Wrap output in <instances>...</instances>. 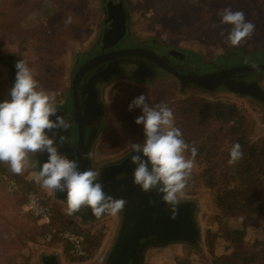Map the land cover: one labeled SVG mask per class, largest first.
Segmentation results:
<instances>
[{
    "label": "water",
    "instance_id": "obj_1",
    "mask_svg": "<svg viewBox=\"0 0 264 264\" xmlns=\"http://www.w3.org/2000/svg\"><path fill=\"white\" fill-rule=\"evenodd\" d=\"M127 1L100 0L104 9L100 33L87 50L79 53L80 56H87L90 48L99 41L101 50L82 63L79 61L76 69L70 65L72 74L68 77L64 95L67 96L72 89V117L69 122L74 124L76 146L69 151L66 142L62 145V155H67L70 159L76 158L80 170L97 171L98 179L104 185L103 190L115 198L126 200L124 210L115 215L116 226L99 261L95 264H149L153 255L177 246L184 247L204 259L206 250L202 209L196 196L184 198L178 196L179 205L173 219L160 195L155 191L145 193L133 184L131 173L135 165L130 163L129 150L116 156H106L101 164L92 158L100 140L114 127L112 120L105 119L111 108L109 91L114 84L121 81L146 87H151L156 82L172 81L176 83L177 91L180 93L193 90L209 95L217 93L233 95L257 104L264 113V61L251 59L201 71L202 63L207 67L209 63L219 58H227L234 48L240 46L229 45L226 49L207 54L170 45L161 38L139 40H151L162 45L173 56L178 55L184 60V64L181 69H177L174 63L164 58L165 52L162 57L142 46L132 44L128 46L130 38L125 36L127 32L129 37L132 34L129 30L130 12ZM119 41L125 44L111 49ZM185 51L190 53L189 57L197 56L196 61L186 60L183 55ZM77 59L78 56L74 54L75 63ZM57 106V114L68 121L65 112L59 110L58 103ZM54 131L59 136L60 130ZM64 135H70V131ZM85 152L90 154L89 158L81 159V154ZM46 159V153L32 155L30 160L32 168L37 171L38 168L33 166L35 161L38 160L42 164ZM54 195L57 200L66 204L64 201L66 192H54ZM85 213V215L75 213L73 216L82 223H94L110 217L105 214L96 218L90 210H86ZM60 253L59 248H55L53 252H45L41 255L40 264H65Z\"/></svg>",
    "mask_w": 264,
    "mask_h": 264
},
{
    "label": "trees",
    "instance_id": "obj_2",
    "mask_svg": "<svg viewBox=\"0 0 264 264\" xmlns=\"http://www.w3.org/2000/svg\"><path fill=\"white\" fill-rule=\"evenodd\" d=\"M60 1L75 9L73 3L77 0ZM184 1L186 0H136V6L140 16H144L148 7H152L154 12L149 20L161 29L167 28L174 37L189 39L191 35L195 37L201 31L206 24L202 23V18L206 16L212 3L218 0H197L195 13L182 10ZM26 2L33 1L0 0V22L8 29L6 33L22 31L21 25L16 22L15 11ZM220 8L219 12H222L225 4L223 6L220 2ZM219 12L214 13L212 26L227 34L231 26L219 23ZM194 16L196 21L192 19ZM51 17L54 19L51 23L42 20L29 31L32 35L38 34L33 36L36 41L41 38L42 30L53 22L58 34L70 28L77 32L78 28L87 24L78 10L71 16L70 25H66V17L59 14H52ZM236 55L241 56L240 58L251 56H243L239 48H234L227 58ZM169 105L175 113V126L182 131L183 139L189 145L185 155L190 156L191 146L198 148L186 189L205 188L214 210L207 217L212 226L205 228L207 258L200 259L186 252H177L171 254L163 264H264V132L254 135L256 128L251 114L228 100L211 101L191 94ZM237 142L241 145L243 158L230 165L229 149ZM10 179L15 182V189H7L6 183ZM35 189L33 181L26 179L23 174H13L8 164L0 163V236L1 243L5 245L3 247L14 251L11 264H21L22 256H19V251L28 242H37L52 228L57 231L69 228L55 211L47 224L41 223L27 210L19 213L28 192L37 193ZM41 200L47 203L43 198ZM82 234L85 237L86 255L82 258L74 257L78 261L91 257L101 240L100 233ZM58 238L56 234L52 237L53 240ZM65 244L69 252V245Z\"/></svg>",
    "mask_w": 264,
    "mask_h": 264
},
{
    "label": "rangeland",
    "instance_id": "obj_3",
    "mask_svg": "<svg viewBox=\"0 0 264 264\" xmlns=\"http://www.w3.org/2000/svg\"><path fill=\"white\" fill-rule=\"evenodd\" d=\"M31 1V0H30ZM33 2H26L23 6L19 7L15 11V19L21 25L22 31L19 33L11 34L6 33V29L3 26V22H0V100L6 98L8 90L12 86L14 80L11 79V70L8 64L4 61L7 58L13 56L18 59H23L27 62L29 68L32 70L35 79L39 83V87L48 91L50 94H55L56 104L60 103L65 95V88L67 86L68 77L72 74L70 65H77L74 62L75 56H80V51L87 50L98 37L101 29V23L104 18V9L101 6L100 0H77L73 4L75 9L69 8L63 5L60 0H32ZM149 1V0H148ZM220 2L225 8L243 11L247 21L252 22L255 25V29L252 35L241 42L239 50L243 56L257 54L260 51H264V0H218L212 3L208 8L207 14L202 18L203 25L201 31L195 37L189 39L177 38L170 35L167 28L161 29L158 25L149 20L153 14V8L148 7L144 12V16H140L136 0H128L127 4L130 12V25L129 30L132 34L131 37L137 41L144 38H161L170 45L180 46L197 50L207 54H213L217 51L226 49L229 44H226L225 37L221 36V31L215 29L212 25V17L214 13L219 12ZM241 4H239V3ZM197 0H186L181 5L182 10L185 12L195 13L197 9ZM232 5V6H231ZM224 8V9H225ZM78 10L81 17L87 20L85 27L78 28V31H74L72 28L67 29L65 32L58 34V30L52 24L46 26V29L42 30L41 38L36 41L35 37L38 34L32 35L29 32L35 25L39 24L42 20H46L51 23L55 16L59 14L62 17L72 16L74 11ZM195 19L196 16L192 17ZM15 23V21H14ZM47 24V23H46ZM183 30V28H182ZM194 30V29H191ZM223 31V30H222ZM64 36V37H59ZM261 48H263L261 50ZM186 54H190L185 51ZM79 54V55H78ZM73 63L71 64V62ZM145 94L146 100L150 105L158 103H165L170 106L179 99H183L188 95L195 94L204 97L208 100H228L237 108L246 109L252 116L255 123L254 135L264 132V113L260 107L240 97L233 95L217 93L209 95L199 91H186L180 93L177 91V85L172 81L156 82L151 87H146L140 84H133L131 82H118L114 84L109 91L110 109L105 119L113 121V128L100 140L98 149L95 148L96 154H92V158L101 164V161L106 159V156H116L124 151L129 150L127 144L129 141L143 142V126L137 125L134 120L136 116L141 114L140 108H133L128 110L129 103L138 95ZM173 111V110H172ZM175 115V113H174ZM175 120V116H174ZM176 122V120H175ZM33 154H29V163L25 165L23 176L33 181V174L36 172L32 168L30 162ZM7 180V189H15L16 184L10 186ZM14 182V181H13ZM15 183V182H14ZM15 186V187H14ZM35 190L39 194L40 198L44 199L51 207V213L54 211L60 214L61 218L66 221L67 230H72L82 233L101 234V240L96 252L86 260H75L67 250V246L62 239L47 241L44 237L37 240V242H28L25 247L19 251V256H22L21 264H40L41 255L45 252H53L55 248L61 250L60 256L65 264H95L99 261L101 254L103 253L105 246L108 242L109 236L116 226L117 217L110 215L108 219H101L94 223H82L79 219L66 214L67 205L54 195V192L45 190L34 183ZM180 197H193L196 196L198 204L202 209V224L205 234V228L211 227V223L207 220L208 215L213 212L208 191L199 187L185 188ZM26 211L25 205L21 208V212ZM0 236V264H11L12 254L14 251L11 248H4L1 243ZM205 243L207 258V247ZM177 252H186L195 258H199L196 254L184 247L177 246L167 249L163 252H159L151 257L149 264H163L166 263L171 254ZM201 259V258H200Z\"/></svg>",
    "mask_w": 264,
    "mask_h": 264
},
{
    "label": "clouds",
    "instance_id": "obj_4",
    "mask_svg": "<svg viewBox=\"0 0 264 264\" xmlns=\"http://www.w3.org/2000/svg\"><path fill=\"white\" fill-rule=\"evenodd\" d=\"M219 23L230 25L225 43L232 47L250 37L255 25L247 21L243 11L225 8L218 13ZM64 23L70 25L72 17ZM221 36L224 32L221 31ZM12 86L6 98L0 100V163L10 166L13 174L22 175L29 163V154L46 153L47 159L41 164H33L38 170L33 174V182L52 192H66V214L90 210L99 218L108 214L121 213L126 205L124 198H115L103 189L98 179L99 173L92 169L80 170L76 158L62 155L59 147L67 142L63 134L70 128V122L58 115L55 94L39 87L27 62L18 59ZM140 108L141 114L134 122L143 126V142H128L132 182L141 191H155L167 206L171 218H175L178 196L187 186L198 155V148L190 147L183 139L182 131L175 126L174 113L165 103L150 105L145 94L135 97L128 110ZM50 117H55L51 119ZM59 129V136L54 130ZM51 133V134H50ZM89 153L81 154V159L89 158ZM146 158V159H145ZM243 158L241 145L234 143L229 149L228 163L236 164Z\"/></svg>",
    "mask_w": 264,
    "mask_h": 264
},
{
    "label": "flooded vegetation",
    "instance_id": "obj_5",
    "mask_svg": "<svg viewBox=\"0 0 264 264\" xmlns=\"http://www.w3.org/2000/svg\"><path fill=\"white\" fill-rule=\"evenodd\" d=\"M128 33V32H127ZM126 33V36L130 42L128 43V46H130L129 44H132V45H138V46H142L144 48H148L150 50H153L155 53H157L158 55L162 56L163 57V54L164 55V58L165 59H168L170 60L172 63H174L176 65V68L177 69H181L183 64H184V60L179 58L178 55L176 56H173L171 53H169V51L165 50L166 48H164L162 45H158L157 43H154L153 41H135L131 36L129 37V34ZM123 40V39H122ZM125 44V43H124ZM122 43V41H119L117 42L111 49H114V48H118V47H122L124 45ZM101 50V41H99V43L95 44V46L91 47L90 50L88 51L87 53V56L83 57V56H78V59L76 61L77 65L75 66V69L78 67V62L80 61V63H82L84 60H86L87 58L91 57V56H94L96 55L97 53H99ZM165 52V53H164ZM171 52V51H170ZM184 57L187 58L186 60L188 61H196L197 59V56H191L189 57V54H186L185 52L183 53ZM237 57V58H235ZM241 56H233L232 58H226L224 60H221V59H218V60H215L214 62L212 63H209L207 67H205V65L202 63L201 66H200V70L201 71H209V70H212V69H215L217 67H225L227 65H230L232 63H239V62H243V61H249L251 59H254L258 62H262L264 61V51H260L258 52L257 54H254V56H250L248 58H240ZM231 60V61H230ZM5 64H8L9 65V68L11 70V79L14 80L15 78V72H16V69L14 67V64L16 62V58L13 56L12 58H7L5 59L4 61ZM13 84V82H12ZM11 84V85H12ZM79 100H81V98L79 97ZM72 103H73V100H72V89L70 90V93H68L67 96L64 97V99L60 102V104L58 103V105L60 106L59 107V110H62L65 112V118L68 119V121L71 120V117H72ZM71 115V116H70ZM70 128L67 130V131H64L63 134H65V132H68L70 131V135H65L67 137V147L69 149V151L73 150V146H76L75 144V140H76V134H75V130L73 129V123L71 122L70 123ZM59 151L60 153L62 154V146L59 147ZM66 201V200H64ZM86 210L84 211H81V212H78V214H82V215H85Z\"/></svg>",
    "mask_w": 264,
    "mask_h": 264
},
{
    "label": "built area",
    "instance_id": "obj_6",
    "mask_svg": "<svg viewBox=\"0 0 264 264\" xmlns=\"http://www.w3.org/2000/svg\"><path fill=\"white\" fill-rule=\"evenodd\" d=\"M9 184L10 186L15 185L13 181H9ZM24 205L25 209L29 211L41 223L47 224L50 222L52 215L51 207L43 203L40 196L36 192H28ZM55 234L69 245L70 255L76 258H82L86 255L85 237L82 233L67 229L57 231L56 229L52 228L44 238L47 241H50Z\"/></svg>",
    "mask_w": 264,
    "mask_h": 264
},
{
    "label": "crops",
    "instance_id": "obj_7",
    "mask_svg": "<svg viewBox=\"0 0 264 264\" xmlns=\"http://www.w3.org/2000/svg\"><path fill=\"white\" fill-rule=\"evenodd\" d=\"M263 48H261V50H262Z\"/></svg>",
    "mask_w": 264,
    "mask_h": 264
}]
</instances>
